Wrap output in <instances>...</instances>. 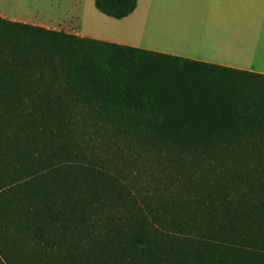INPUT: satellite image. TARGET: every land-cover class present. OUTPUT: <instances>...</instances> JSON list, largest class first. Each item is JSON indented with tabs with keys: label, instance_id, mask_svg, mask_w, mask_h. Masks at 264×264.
Masks as SVG:
<instances>
[{
	"label": "trees",
	"instance_id": "obj_1",
	"mask_svg": "<svg viewBox=\"0 0 264 264\" xmlns=\"http://www.w3.org/2000/svg\"><path fill=\"white\" fill-rule=\"evenodd\" d=\"M263 155L264 75L0 18V264H264Z\"/></svg>",
	"mask_w": 264,
	"mask_h": 264
},
{
	"label": "crops",
	"instance_id": "obj_2",
	"mask_svg": "<svg viewBox=\"0 0 264 264\" xmlns=\"http://www.w3.org/2000/svg\"><path fill=\"white\" fill-rule=\"evenodd\" d=\"M88 12L84 0H0V18L9 21L264 75V0H137L119 23L148 36L141 43L86 34ZM142 16L150 19L143 29Z\"/></svg>",
	"mask_w": 264,
	"mask_h": 264
},
{
	"label": "rangeland",
	"instance_id": "obj_3",
	"mask_svg": "<svg viewBox=\"0 0 264 264\" xmlns=\"http://www.w3.org/2000/svg\"><path fill=\"white\" fill-rule=\"evenodd\" d=\"M89 5V12L86 14V18L84 21V31L88 35L90 34L92 30H98L101 34H97V37H101L104 39H119L120 41H135L136 43H141L142 39L148 36H145L142 34V37H135L133 35L134 33L131 31L130 27V21H127L126 24H120L117 19H113L110 17H107L100 12H98L93 4V0H84ZM153 17V16H152ZM122 20V19H121ZM146 20V21H145ZM150 20L147 19V16H142L138 22L137 26H140L141 29L144 28L145 23ZM90 32V33H89ZM150 41L152 40L153 43H160L161 39L156 38L154 35H150ZM259 163L264 164V155L259 158ZM187 163V161L184 162V164ZM249 167L248 169L251 170L256 165V162L254 160L250 161L248 160ZM185 167L190 170V166L188 164L185 165ZM160 176V175H159Z\"/></svg>",
	"mask_w": 264,
	"mask_h": 264
}]
</instances>
